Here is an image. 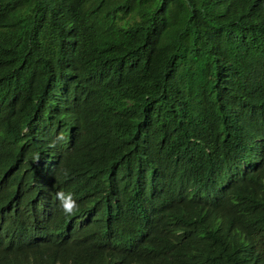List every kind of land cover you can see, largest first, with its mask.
I'll return each mask as SVG.
<instances>
[{"label":"trees","instance_id":"trees-1","mask_svg":"<svg viewBox=\"0 0 264 264\" xmlns=\"http://www.w3.org/2000/svg\"><path fill=\"white\" fill-rule=\"evenodd\" d=\"M58 127L93 161L59 264H264V0H0V202Z\"/></svg>","mask_w":264,"mask_h":264},{"label":"clouds","instance_id":"clouds-1","mask_svg":"<svg viewBox=\"0 0 264 264\" xmlns=\"http://www.w3.org/2000/svg\"><path fill=\"white\" fill-rule=\"evenodd\" d=\"M35 135L37 143L21 142L20 153L9 156L2 172L20 186L28 184L31 195L20 204L0 202V246L21 250L25 260L18 264H42L47 256H53L47 264H59L66 258L63 251L69 247L72 231L60 211L47 207V202L57 200L64 215H76L75 180L83 178L93 161L82 145L79 129L58 127L45 138L44 134ZM121 219L117 217L116 224ZM101 231L112 233L108 228ZM3 261L13 262L9 254L0 258V264Z\"/></svg>","mask_w":264,"mask_h":264}]
</instances>
